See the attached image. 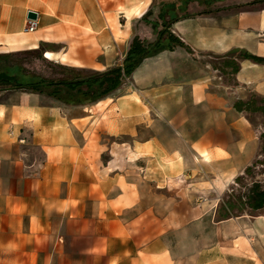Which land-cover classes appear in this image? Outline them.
Returning <instances> with one entry per match:
<instances>
[{"label":"crops","instance_id":"crops-1","mask_svg":"<svg viewBox=\"0 0 264 264\" xmlns=\"http://www.w3.org/2000/svg\"><path fill=\"white\" fill-rule=\"evenodd\" d=\"M152 7L0 0V54L121 68L133 37L152 38ZM169 30L183 47L160 44L91 102L0 91V264H264V209L254 221L217 218L216 198L180 185L228 183L257 156L260 135L234 105L264 98V62L230 53L264 59V5L188 14Z\"/></svg>","mask_w":264,"mask_h":264},{"label":"rangeland","instance_id":"rangeland-1","mask_svg":"<svg viewBox=\"0 0 264 264\" xmlns=\"http://www.w3.org/2000/svg\"><path fill=\"white\" fill-rule=\"evenodd\" d=\"M262 5H264V0H153V7L150 13L144 17L146 26L152 28V38L139 41L143 45H150L156 42L158 36H161V40L166 41L165 43L172 48L183 47L167 41L170 37L174 36L169 30L170 23L174 18L188 14L230 13ZM146 32H148V35L149 33L151 35L149 30H146ZM205 60L213 63L217 61L215 57L205 58ZM222 60L224 61L225 59L219 58V65ZM123 65L125 66V63ZM0 74L10 78V84L5 88L17 87L20 90L26 91L31 90L32 85L36 83L53 84L60 81L72 82V78L74 77H94V74L90 70L65 67L57 62L45 59L39 50L0 54ZM40 88L44 89V86ZM50 89H57V86L45 88L48 91ZM262 99L264 98L255 96L245 99L244 102H248L249 104L247 107H244L247 109L244 115L250 124L253 125L258 135L264 137V102ZM181 183L180 185L183 186L191 184L193 187L201 188L202 197L216 198L218 201L216 209L217 218L242 216L245 222L254 221L263 215V210L261 208L250 210L246 207V203L252 191L264 192L263 139L259 138L257 156L236 179L228 183H221L209 176L201 175L191 178L186 183Z\"/></svg>","mask_w":264,"mask_h":264},{"label":"trees","instance_id":"trees-1","mask_svg":"<svg viewBox=\"0 0 264 264\" xmlns=\"http://www.w3.org/2000/svg\"><path fill=\"white\" fill-rule=\"evenodd\" d=\"M187 16V15H184ZM176 19V18H174ZM173 19V20H174ZM169 43H174V45L182 46L183 44L179 41V39L175 36L170 37L167 40ZM166 41L161 40V36H158V39L153 44L143 45L136 37L131 39V42L128 46V50L126 52L124 63L122 62L121 68H112L102 73L92 72L94 77L89 78H72V82H56L53 84L50 83H42V84H34L32 85V89L30 92L41 93L47 96H50L60 102L66 104H84L91 102L93 100L104 97L109 94L113 90H115L119 84L120 80L123 77H126L130 74L133 67L136 65L138 61H140L143 57H145L149 52L153 49L160 46V44H165L169 49L172 48L170 45L165 43ZM233 56L236 54L237 59L239 60H251L253 62H264V59H260L257 57L250 56L245 52H231ZM232 72H235L237 69V64L234 61L229 62ZM10 84V78L0 74V91L9 90V89H19L17 87L5 88ZM43 88H40L42 86ZM51 86L56 87L57 89H50V91L45 90V88H50ZM65 89V90H63ZM63 90V91H61ZM264 102V99H262ZM248 102H238L234 105L235 109L238 111L246 112ZM246 110V111H245ZM262 110V109H261ZM264 112V109H263ZM250 123V122H249ZM259 138L263 139L261 135ZM247 167L245 168V170ZM246 207L250 210L253 209H264V192H254L250 194L248 197V201L246 203Z\"/></svg>","mask_w":264,"mask_h":264},{"label":"built area","instance_id":"built-area-1","mask_svg":"<svg viewBox=\"0 0 264 264\" xmlns=\"http://www.w3.org/2000/svg\"><path fill=\"white\" fill-rule=\"evenodd\" d=\"M36 21L35 20H27L26 25L24 28V32L30 33L35 30L36 28Z\"/></svg>","mask_w":264,"mask_h":264},{"label":"water","instance_id":"water-1","mask_svg":"<svg viewBox=\"0 0 264 264\" xmlns=\"http://www.w3.org/2000/svg\"><path fill=\"white\" fill-rule=\"evenodd\" d=\"M26 18H27V20H35V14L27 13Z\"/></svg>","mask_w":264,"mask_h":264},{"label":"bare ground","instance_id":"bare-ground-1","mask_svg":"<svg viewBox=\"0 0 264 264\" xmlns=\"http://www.w3.org/2000/svg\"><path fill=\"white\" fill-rule=\"evenodd\" d=\"M46 57H49L48 55ZM46 59H49V58H46Z\"/></svg>","mask_w":264,"mask_h":264}]
</instances>
